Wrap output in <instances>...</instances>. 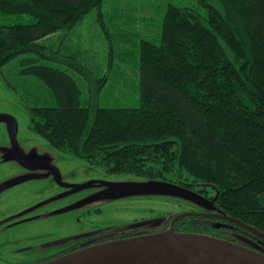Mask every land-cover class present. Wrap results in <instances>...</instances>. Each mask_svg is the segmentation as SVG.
<instances>
[{"label":"trees","instance_id":"1","mask_svg":"<svg viewBox=\"0 0 264 264\" xmlns=\"http://www.w3.org/2000/svg\"><path fill=\"white\" fill-rule=\"evenodd\" d=\"M193 1L167 7L160 44H138L135 107L102 108L91 91L83 106L71 75L38 62L60 61L87 77L77 58L59 59L42 41L93 9L110 41L105 0H0V15L18 19L0 24V68L29 55L20 74L39 80L50 100L29 108V127L54 149L114 175L178 185L206 200L204 212L264 234V0ZM174 229L264 253L262 239L226 220L187 216Z\"/></svg>","mask_w":264,"mask_h":264},{"label":"rangeland","instance_id":"2","mask_svg":"<svg viewBox=\"0 0 264 264\" xmlns=\"http://www.w3.org/2000/svg\"><path fill=\"white\" fill-rule=\"evenodd\" d=\"M169 5L180 8L197 7L193 0H105L101 12L109 29L110 41L101 30L98 9L91 10L72 30L57 32L42 41L53 52H58L56 54L59 59L77 58L90 71L87 77L60 61L45 59L38 62L71 75L82 92L83 106L93 97L91 92H95L98 96L97 103L102 108L135 107L139 101L138 44L141 40L160 44L162 20ZM17 20L0 15V24H12ZM23 20L30 21L27 18ZM110 51L112 57L109 55ZM28 56L20 55L0 68V115L14 119V121L8 118L0 119V216L7 214L5 211L7 208L19 205L18 202L31 204L39 198L35 190L36 185L33 184L37 183L34 181L44 180L39 178L41 175L47 174L46 182H52L48 169L28 170L15 160L11 152H8L11 149L15 124L17 148L27 164L56 165L62 169L63 179L70 178L67 171L75 170L74 182L81 183L86 180L83 173L86 171L84 166L88 164L54 149L30 130L28 110L34 106L38 98L41 100L44 97L47 100L49 92L39 80L20 74L19 63ZM71 167L73 169H70ZM99 168L101 171L107 170L104 167ZM100 174L102 173L95 177L109 183L128 184L145 180L133 175ZM50 185L51 183H48V187ZM14 187H16L14 190L6 193ZM32 192L34 194L31 195ZM75 192H84L94 200L105 197L99 201L102 206H106L105 208L114 203L109 212L99 213L97 218L94 216L98 221L90 222L91 218L84 219L83 229L101 227L106 223L120 225L160 215L176 216L184 212H204V205L198 199L170 189L125 190L92 184ZM2 224L0 222V230ZM62 229L66 230L65 227ZM68 229L67 232L74 230L71 226ZM212 236L218 237L215 234Z\"/></svg>","mask_w":264,"mask_h":264},{"label":"flooded vegetation","instance_id":"3","mask_svg":"<svg viewBox=\"0 0 264 264\" xmlns=\"http://www.w3.org/2000/svg\"><path fill=\"white\" fill-rule=\"evenodd\" d=\"M10 150L8 152H11ZM22 167L28 170L48 169V175L50 174L52 182H48L51 183L48 187L47 174L41 175L39 178L44 180L34 181L37 183L33 184L36 185L35 190L39 198L31 204L18 202L19 205L7 208L5 210L7 214L0 216V222L3 223L2 230H0V238L2 237L0 240L2 242L0 245V264H43L100 242L167 229L172 219L171 215H160L120 225L106 223L101 227L83 229L84 219L89 220L91 218L90 222L98 221L95 218L99 217V213L109 212L114 203H110L105 208L106 206L99 203L100 199L104 200L105 197L94 200L91 196L85 195L84 192L76 193L75 191L84 189L81 186L88 183H90L88 186L92 184L103 185L97 182L109 183L102 178H96L95 176L99 173H102L100 174L102 176L114 174L107 170L101 171L99 167L87 165L84 166L86 171L83 173L86 180L77 183L74 182L75 170L67 171L70 178L63 179V171L56 165L45 164V167L40 168ZM32 178L35 179L34 176ZM141 181L143 182L135 183L160 182L157 180ZM15 188L9 189L6 193ZM30 194L32 195L34 192ZM17 206L19 207L16 208ZM145 221L160 222V225L157 230L151 225L152 228H148V225L133 227V225ZM69 226L74 230L67 232ZM64 227L67 231H63L62 228Z\"/></svg>","mask_w":264,"mask_h":264},{"label":"water","instance_id":"4","mask_svg":"<svg viewBox=\"0 0 264 264\" xmlns=\"http://www.w3.org/2000/svg\"><path fill=\"white\" fill-rule=\"evenodd\" d=\"M1 118L14 121L12 117L6 115H0ZM16 133L17 127L15 124L10 150L15 160L21 166L29 168L45 167V165L32 167L23 160L17 148ZM97 183L125 190L170 189L198 199L202 204L206 202L204 198L199 197L197 194L167 182ZM88 184L81 187L85 188ZM187 216L214 217L226 220L244 227L264 241V234L226 215L184 212L172 217L167 229L100 242L54 258L43 264H264V253L253 248L212 235L175 231V222ZM145 225L158 227L160 222L145 221L137 223L133 227H143ZM212 226L221 228L226 225L217 222L213 223Z\"/></svg>","mask_w":264,"mask_h":264},{"label":"bare ground","instance_id":"5","mask_svg":"<svg viewBox=\"0 0 264 264\" xmlns=\"http://www.w3.org/2000/svg\"><path fill=\"white\" fill-rule=\"evenodd\" d=\"M236 241V240H235Z\"/></svg>","mask_w":264,"mask_h":264}]
</instances>
